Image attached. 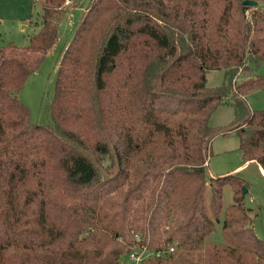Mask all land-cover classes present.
<instances>
[{"label":"trees","instance_id":"1","mask_svg":"<svg viewBox=\"0 0 264 264\" xmlns=\"http://www.w3.org/2000/svg\"><path fill=\"white\" fill-rule=\"evenodd\" d=\"M79 1L44 0L28 46L0 47V264H125L142 247L141 264H264L246 182L206 168L213 140L235 135L264 172V109L245 100L264 90V0H90L61 53L53 125L33 124L17 95ZM211 71L226 81L208 87ZM222 105L234 119L212 127Z\"/></svg>","mask_w":264,"mask_h":264},{"label":"rangeland","instance_id":"2","mask_svg":"<svg viewBox=\"0 0 264 264\" xmlns=\"http://www.w3.org/2000/svg\"><path fill=\"white\" fill-rule=\"evenodd\" d=\"M44 0H0V47L13 43L19 49L28 46L29 38L36 34L41 27L42 2ZM90 0H80L78 5L67 12L66 17L58 23V40L47 52L39 68L31 73L23 84L17 97L28 109L30 122L33 124L51 127V103L54 96V85L61 53L66 48L73 36L76 25L79 23L84 9ZM69 2H66V5ZM264 9V5H260ZM254 75L264 76V64L255 67ZM251 73V74H252ZM237 78V77H236ZM235 78V79H236ZM233 80L239 83L241 80ZM207 86L218 87L226 80L221 72L211 71L206 74ZM250 110L264 109V90L255 91L245 97ZM234 119L233 109L230 105L220 106L211 116L209 124L212 127H224ZM211 144V156L207 169L208 177L232 174L236 170L247 184V193L244 205L252 210L251 215L259 210L258 216L253 221L256 236L264 242V177L255 163H245L242 154L238 151V139L235 135L216 137ZM209 189L205 192V205L208 206ZM232 203L231 187L224 186L222 190V208L220 222L215 224V230L207 238L214 245L224 244L220 235L221 218L224 209Z\"/></svg>","mask_w":264,"mask_h":264},{"label":"built area","instance_id":"3","mask_svg":"<svg viewBox=\"0 0 264 264\" xmlns=\"http://www.w3.org/2000/svg\"><path fill=\"white\" fill-rule=\"evenodd\" d=\"M170 251H172V248ZM149 256H151V254L145 247L132 249L125 255L124 262L125 264H141Z\"/></svg>","mask_w":264,"mask_h":264},{"label":"crops","instance_id":"4","mask_svg":"<svg viewBox=\"0 0 264 264\" xmlns=\"http://www.w3.org/2000/svg\"><path fill=\"white\" fill-rule=\"evenodd\" d=\"M214 142V141H213ZM213 144V143H212ZM245 163H255V162H245ZM208 164H209V161H208V163H207V169H208ZM256 164V163H255ZM245 165L246 164H244L242 167H238V168H236V169H234L233 171H232V173H235L236 172V170H238V169H242V168H244L245 167ZM257 165V164H256ZM257 167H258V170L260 171V173L262 174V176L264 177V172H263V170L260 168V166H258L257 165ZM239 174V173H238ZM220 235H221V232H220ZM222 237V236H221Z\"/></svg>","mask_w":264,"mask_h":264},{"label":"water","instance_id":"5","mask_svg":"<svg viewBox=\"0 0 264 264\" xmlns=\"http://www.w3.org/2000/svg\"><path fill=\"white\" fill-rule=\"evenodd\" d=\"M242 4L245 5V6H254V5H256V3L253 2V1H243ZM246 192H247V190L243 189V193L245 194Z\"/></svg>","mask_w":264,"mask_h":264}]
</instances>
